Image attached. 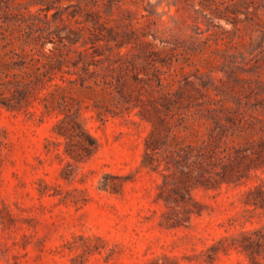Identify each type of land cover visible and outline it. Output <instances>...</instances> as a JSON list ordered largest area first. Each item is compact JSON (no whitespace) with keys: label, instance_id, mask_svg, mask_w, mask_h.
<instances>
[{"label":"rangeland","instance_id":"obj_1","mask_svg":"<svg viewBox=\"0 0 264 264\" xmlns=\"http://www.w3.org/2000/svg\"><path fill=\"white\" fill-rule=\"evenodd\" d=\"M32 47L63 63L18 108L0 86V264H264L245 202L264 181V0H0L1 51ZM214 123L241 177L192 188L200 214L168 225L174 174L143 163L145 140Z\"/></svg>","mask_w":264,"mask_h":264},{"label":"trees","instance_id":"obj_2","mask_svg":"<svg viewBox=\"0 0 264 264\" xmlns=\"http://www.w3.org/2000/svg\"><path fill=\"white\" fill-rule=\"evenodd\" d=\"M2 39L5 35L2 34ZM12 39L7 38L1 45V49L12 45ZM42 47V44H41ZM0 49V86L12 89L11 97L1 103L8 108H18L21 100L26 99L28 87L40 81L42 76L48 75L60 69L63 59L55 56L52 51L43 53L40 48L32 47L29 51L14 49L1 51ZM33 67V74L21 71L22 67ZM72 82V81H71ZM56 88H61L56 85ZM159 122L166 127L163 119ZM59 123H63V120ZM64 130H58L60 135L68 138L79 137L75 132L73 123L67 122ZM264 135V130L262 131ZM157 127L154 125L149 136L145 140L143 163L155 170L160 164L164 169H171L174 174L173 186L166 189L167 174L160 185L159 197L169 208L166 212L168 225L178 226L189 222L191 215L200 214L201 204L190 195V190L197 186L205 189L219 187L222 183H230L239 180L241 175L233 177L234 161L237 157V149L227 141L226 132L216 125H207L195 144L171 143L167 139L166 131L157 135ZM89 144L80 143L81 149L87 155L94 147L95 140L85 133ZM264 145V140H263ZM71 153V152H68ZM264 165V162H263ZM249 169L253 166H247ZM245 202L254 207L264 209V181L246 192ZM252 245V244H250ZM246 245L245 249H252Z\"/></svg>","mask_w":264,"mask_h":264}]
</instances>
